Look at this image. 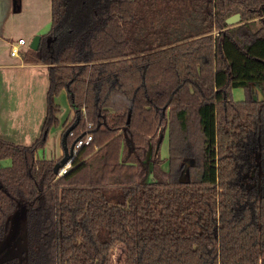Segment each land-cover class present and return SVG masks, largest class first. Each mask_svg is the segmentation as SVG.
Returning <instances> with one entry per match:
<instances>
[{
  "label": "trees",
  "instance_id": "16d2710c",
  "mask_svg": "<svg viewBox=\"0 0 264 264\" xmlns=\"http://www.w3.org/2000/svg\"><path fill=\"white\" fill-rule=\"evenodd\" d=\"M51 6L50 31L23 56L50 75L42 135L0 138V240L22 208L27 230L25 260L1 264H112L119 245L123 264H264V0ZM62 90L66 129L79 117L69 148L92 140L57 177L59 160L36 154Z\"/></svg>",
  "mask_w": 264,
  "mask_h": 264
},
{
  "label": "crops",
  "instance_id": "0c3cea01",
  "mask_svg": "<svg viewBox=\"0 0 264 264\" xmlns=\"http://www.w3.org/2000/svg\"><path fill=\"white\" fill-rule=\"evenodd\" d=\"M51 13V0H0V138L7 142L30 146L42 135L50 75L47 65L29 63L23 56L35 37L50 31ZM22 38L26 45L21 55L11 56L12 48ZM73 119L71 109L70 119L61 124L57 135L59 143L65 122ZM63 154L61 143L54 160H60ZM1 165L9 166L11 162L4 160Z\"/></svg>",
  "mask_w": 264,
  "mask_h": 264
},
{
  "label": "rangeland",
  "instance_id": "374dc122",
  "mask_svg": "<svg viewBox=\"0 0 264 264\" xmlns=\"http://www.w3.org/2000/svg\"><path fill=\"white\" fill-rule=\"evenodd\" d=\"M256 95L255 97L258 99H264V94L259 87H255ZM232 98L235 101H240L245 98L244 90L241 88L233 89L232 91ZM56 104L59 106V113H58V119L59 124L57 127H53L50 130V134L48 135V139L46 141V145L43 149H41L38 152V158L40 159H49L54 160L56 156L58 155L61 147V143H59V139L57 137L59 130L61 128V124L70 119V113L71 109H69V101L67 98V92L65 90H62L61 93L58 95V97L55 99ZM73 121V120H72ZM69 122V121H68ZM71 122V121H70ZM65 122V129L66 126H68L70 123ZM60 126V127H59ZM64 129V131H65ZM163 143L161 145V148L158 151L159 157L161 159L166 160L168 157V140H167V134L164 133L163 135ZM190 164V161H186V169L183 171V179H188L189 174H187V165ZM165 163L163 164V167H165ZM148 177L147 179L149 181L153 180V175L147 173ZM25 213L24 209H19L16 211V213L11 217V220L9 221L8 227H7V235L6 238L0 240V264L8 259H11L13 257H16L20 259L21 261L25 260L26 256V232L24 230L25 228ZM16 219V220H15ZM15 220V221H13ZM125 252V248L122 245L117 246L114 249L113 255H112V264H123V255Z\"/></svg>",
  "mask_w": 264,
  "mask_h": 264
},
{
  "label": "water",
  "instance_id": "95a60500",
  "mask_svg": "<svg viewBox=\"0 0 264 264\" xmlns=\"http://www.w3.org/2000/svg\"><path fill=\"white\" fill-rule=\"evenodd\" d=\"M241 20H242L241 15L238 13V14H234V15L228 17V20L226 21V23H227V25L233 26V25H238L241 22ZM40 39H41V36L40 37L37 36L33 39V42H32L31 47H30L32 50L37 51L39 49L40 43H41ZM129 119H130V116L128 117V121H129ZM78 121H79V117L77 118V122L74 125H72L70 128L66 129V131L62 134L61 143H62L64 154L60 158L59 162L54 167V173L56 175L59 173V171L62 167H64L65 165H67L71 161L70 159L74 156L75 145H76V142L78 139L74 142V144L70 148H69L68 143L66 141H67L68 136L71 134V132H73V130L76 128V124L78 123ZM11 217H10L9 221L11 220ZM15 220H13V221H15ZM24 230H25V232H27V230H26V215H25V228H24ZM6 235L4 238H6Z\"/></svg>",
  "mask_w": 264,
  "mask_h": 264
},
{
  "label": "built area",
  "instance_id": "2783aa9c",
  "mask_svg": "<svg viewBox=\"0 0 264 264\" xmlns=\"http://www.w3.org/2000/svg\"><path fill=\"white\" fill-rule=\"evenodd\" d=\"M25 45H26V41L23 38L18 40L17 44L11 50V56L13 57L20 56L21 50L23 49ZM91 140H92L91 137H87L85 139H78L75 145L74 154L77 152V149L81 148L84 145H89L91 143ZM70 160L71 161L67 165H65L64 167L60 169L59 173L57 174V177H61L67 174L68 171L72 168L73 157Z\"/></svg>",
  "mask_w": 264,
  "mask_h": 264
}]
</instances>
